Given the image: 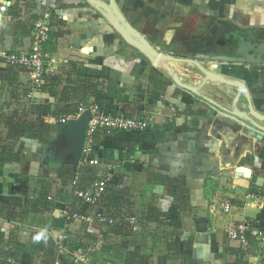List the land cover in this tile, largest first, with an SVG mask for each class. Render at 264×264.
<instances>
[{
    "label": "crops",
    "instance_id": "obj_1",
    "mask_svg": "<svg viewBox=\"0 0 264 264\" xmlns=\"http://www.w3.org/2000/svg\"><path fill=\"white\" fill-rule=\"evenodd\" d=\"M98 1L159 48L158 64L91 0H0V264H127L137 249L142 264H264L227 236L264 229V119L250 110L264 117V0ZM39 21L52 67L35 87L7 56ZM88 107L150 123L100 129L74 166L51 148L60 120ZM40 119L49 133L16 128ZM100 180L106 192L85 203Z\"/></svg>",
    "mask_w": 264,
    "mask_h": 264
},
{
    "label": "built area",
    "instance_id": "obj_2",
    "mask_svg": "<svg viewBox=\"0 0 264 264\" xmlns=\"http://www.w3.org/2000/svg\"><path fill=\"white\" fill-rule=\"evenodd\" d=\"M8 12V6L0 3V13ZM52 28L47 21H39L35 24L32 31V43L29 49L25 52L10 53L7 56L9 66L14 68H25L31 71V82L35 87H40L45 82V74L52 67V60L46 51V44L50 40ZM3 53L0 50V56ZM1 89V88H0ZM93 114V113H92ZM62 124L66 120H60ZM149 121L145 119H125L118 116L105 115L102 113L93 114L92 120L87 129L86 145L83 152V157L92 152L94 135L100 129H130L144 131L149 126ZM98 164L97 160L92 162ZM107 180H100L92 186L91 193L80 191L78 196L85 200V203L92 205L96 204V198L102 196L108 186ZM94 194V196H92ZM224 212L229 213L231 210L230 204L223 205ZM74 219H82L83 216L74 214ZM104 223L112 224V220L101 219ZM227 236L230 241L236 243L243 250H249L252 246L257 247L258 256L264 259V229L256 230L250 223L240 222L233 228L229 229ZM78 261L76 262V264Z\"/></svg>",
    "mask_w": 264,
    "mask_h": 264
},
{
    "label": "water",
    "instance_id": "obj_3",
    "mask_svg": "<svg viewBox=\"0 0 264 264\" xmlns=\"http://www.w3.org/2000/svg\"><path fill=\"white\" fill-rule=\"evenodd\" d=\"M94 3L102 6L105 8L110 17L111 21L114 24V26L120 31V33L124 36V38L135 48L140 50L142 53L149 57H154L156 59V64H158L160 59V50L158 47H153L150 44L144 42L143 40L137 39L134 36H132L121 24L120 22L115 18L113 12L111 9L102 2L98 0H91ZM1 13H0V21H1ZM256 52H259L258 50H255ZM264 53V49H263ZM232 59H229L230 61ZM245 62V61H244ZM245 92L247 93L248 98L250 99L248 89L243 86L242 87ZM251 103V102H250ZM250 110L256 116L257 118L264 119V117H260L254 108L250 104ZM93 114L90 110V108H86V110L82 113V116L76 119L68 120L65 124H63L59 129L60 131V137L57 143L52 145L51 150L57 154V156H61L63 158H69L70 162L77 166L81 159L83 158V152L86 145V139H87V129L89 126L90 121L92 120ZM252 129V128H250ZM253 130V129H252ZM253 131H258L254 129ZM95 155H90V159H94ZM57 158V157H56Z\"/></svg>",
    "mask_w": 264,
    "mask_h": 264
},
{
    "label": "trees",
    "instance_id": "obj_4",
    "mask_svg": "<svg viewBox=\"0 0 264 264\" xmlns=\"http://www.w3.org/2000/svg\"><path fill=\"white\" fill-rule=\"evenodd\" d=\"M86 92H88V91H86ZM88 94V93H87ZM39 109H40V112H41V117H43V116H46V115H48V114H50V109H48V108H46V107H42V106H40V107H38ZM41 120V119H40ZM20 124V123H19ZM40 124H41V126L40 125H35L34 127H33V125H27L26 126V128H24V127H21V126H17L16 128L17 129H24L25 131H26V133H28L29 131H31V130H34L35 128H36V131L39 129V130H42L41 129V127L46 131V132H48L49 133V131L50 130H46L45 129V127L47 126L45 123H44V121H42L41 120V122H40ZM36 131H35V135L37 136V137H39V139H41V135L40 134H38V133H36ZM23 134V131L22 132H20L19 133V136H21ZM9 213H13V209L9 212ZM141 250L140 249H137V251L134 253V254H132V256H130V258H128V260H127V264H142V263H140V260H141Z\"/></svg>",
    "mask_w": 264,
    "mask_h": 264
}]
</instances>
